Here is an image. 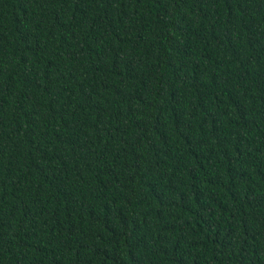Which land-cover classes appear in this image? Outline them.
Listing matches in <instances>:
<instances>
[{
  "label": "trees",
  "instance_id": "obj_1",
  "mask_svg": "<svg viewBox=\"0 0 264 264\" xmlns=\"http://www.w3.org/2000/svg\"><path fill=\"white\" fill-rule=\"evenodd\" d=\"M0 264H264V0H0Z\"/></svg>",
  "mask_w": 264,
  "mask_h": 264
}]
</instances>
